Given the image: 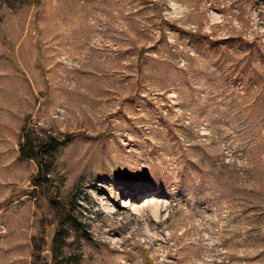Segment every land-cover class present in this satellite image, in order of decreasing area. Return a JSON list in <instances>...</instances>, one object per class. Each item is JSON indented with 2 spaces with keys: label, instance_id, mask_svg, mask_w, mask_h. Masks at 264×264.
Instances as JSON below:
<instances>
[{
  "label": "rangeland",
  "instance_id": "374dc122",
  "mask_svg": "<svg viewBox=\"0 0 264 264\" xmlns=\"http://www.w3.org/2000/svg\"><path fill=\"white\" fill-rule=\"evenodd\" d=\"M0 264H264V0H0Z\"/></svg>",
  "mask_w": 264,
  "mask_h": 264
},
{
  "label": "trees",
  "instance_id": "16d2710c",
  "mask_svg": "<svg viewBox=\"0 0 264 264\" xmlns=\"http://www.w3.org/2000/svg\"><path fill=\"white\" fill-rule=\"evenodd\" d=\"M61 144L62 143L55 137L50 136L48 138H43L37 135H32L31 137L30 134L25 133L23 130L21 141L19 143V152L23 157L34 159L38 165L39 176H42L46 181H50L49 172L51 163L50 161H47L46 158L49 155L50 157L53 156ZM55 195L56 193L53 192L51 203L57 208L58 221L55 234L59 236L63 231V226L66 222L74 227L79 226V223L70 208L64 202L56 199ZM53 242L54 239L51 240V244H53Z\"/></svg>",
  "mask_w": 264,
  "mask_h": 264
}]
</instances>
